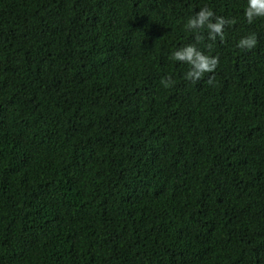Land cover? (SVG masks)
<instances>
[{
	"label": "trees",
	"instance_id": "16d2710c",
	"mask_svg": "<svg viewBox=\"0 0 264 264\" xmlns=\"http://www.w3.org/2000/svg\"><path fill=\"white\" fill-rule=\"evenodd\" d=\"M246 7L0 0V264H264V17ZM202 8L232 21L223 41L185 27ZM187 45L219 57L196 83L172 59Z\"/></svg>",
	"mask_w": 264,
	"mask_h": 264
},
{
	"label": "clouds",
	"instance_id": "9594fccd",
	"mask_svg": "<svg viewBox=\"0 0 264 264\" xmlns=\"http://www.w3.org/2000/svg\"><path fill=\"white\" fill-rule=\"evenodd\" d=\"M244 16L247 22L251 24L256 18L264 17V0H247V7L244 11ZM232 21L226 20L222 16H215V13L208 9L202 8L195 14L194 17L187 21L185 27L188 30L199 33L201 30H207V37L211 41H215L217 37L221 41L224 40V26L231 24ZM197 41L202 39V36L197 34ZM257 45V37L255 34L241 38L237 42V47L240 49L251 50ZM172 59L174 61L184 62L190 65L189 70L185 73V79L196 83L204 77L206 73H214L219 65L218 56L205 55L202 51L198 50L193 45H187L182 49L173 52ZM209 83L212 78L209 77ZM165 87L172 84L171 77L161 80Z\"/></svg>",
	"mask_w": 264,
	"mask_h": 264
}]
</instances>
